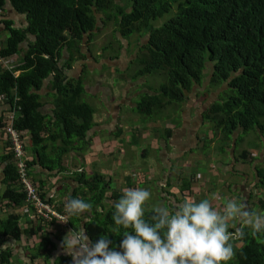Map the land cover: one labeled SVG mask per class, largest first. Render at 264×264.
Returning a JSON list of instances; mask_svg holds the SVG:
<instances>
[{
  "label": "trees",
  "instance_id": "1",
  "mask_svg": "<svg viewBox=\"0 0 264 264\" xmlns=\"http://www.w3.org/2000/svg\"><path fill=\"white\" fill-rule=\"evenodd\" d=\"M12 2L17 10L28 14L29 29L37 40L24 56L20 67L23 72L19 76L15 77L9 71L0 73V96L8 97L13 110L19 109L14 128L20 135L24 130L30 131L32 149L42 167L53 175L66 171L80 184L77 198L92 204L88 211L92 216L84 230L93 242L108 237L112 241L110 247L120 251L118 245L123 237L111 216L123 191L112 189L110 176L99 170L95 163L94 172L86 170L85 163L77 168L71 167V163L63 166V161L74 158V155L78 159L85 158L92 146L89 133L98 126L94 120L96 109L84 99L88 94V77L71 79L65 73L75 61L74 56L86 60L80 48L86 35H89L88 43L92 42L100 39L109 25H113L107 41L111 40L102 51L105 58L118 62L119 67L125 64L128 68L124 72L117 71L124 73L115 79L117 83L131 80L134 86L139 85L138 90L142 89L143 92L136 96L134 110L142 120L146 119L144 126L148 119L156 118L159 112L165 113L167 108L174 107L172 111L178 112L183 110L186 102H193L194 108H203L209 101L211 104L205 107L201 119L207 123L206 128H210V135L215 134L211 140L222 130L225 140H232L233 133L238 130L257 131L264 136V0ZM4 4L5 0H0V7ZM131 36L134 38L130 39ZM142 37H146V43L138 46ZM25 39V31L12 30L8 47L0 48L1 57L13 56L19 43ZM125 51L128 60L121 56ZM93 57L98 60V56ZM87 68L86 72L89 71ZM154 76L153 87L157 88H147L152 83H147L146 78ZM156 78L165 82L158 86ZM47 79L55 91L52 117L38 110L41 103L32 93ZM206 81L208 87L222 90L216 101L209 88L199 91L198 87ZM174 123L178 125V117ZM170 132L167 130L168 138ZM21 138L23 140L22 135ZM201 143L205 145L206 142L198 133L196 148ZM13 154L11 151L0 156L7 184L1 199L22 205L27 192L19 182L20 174ZM244 155L247 158L248 153ZM196 174L183 181L182 191H185L186 198L182 200L191 196L187 194L192 192V182L198 177ZM131 176L134 177L130 172V188L138 184ZM108 197L116 201L108 203ZM259 202L264 209V199ZM149 214L150 209H145L146 218ZM17 219L14 214L9 216L7 232L20 231ZM244 231L243 238L232 242L235 255L227 264H264V233L252 235L247 228ZM35 234L37 231L33 229L31 235ZM240 242L242 246L237 247ZM57 264L70 262L61 258Z\"/></svg>",
  "mask_w": 264,
  "mask_h": 264
},
{
  "label": "crops",
  "instance_id": "2",
  "mask_svg": "<svg viewBox=\"0 0 264 264\" xmlns=\"http://www.w3.org/2000/svg\"><path fill=\"white\" fill-rule=\"evenodd\" d=\"M12 30L25 31L26 39L19 43L18 50L12 54L13 56L3 58L0 55V73L9 71L17 77L23 72L20 67L23 65L24 56L35 45L37 37L29 29L28 14L17 10L12 0H5V4L0 7V48L8 47ZM88 36H85V41L80 45L86 60H79L74 56L75 61L70 63V68L65 69V73L68 78L78 79L85 76L88 67L86 83L88 94L84 99L88 98L92 104L89 103L96 109L94 120L98 126L89 133L88 139H92V146L85 158L78 159L77 155H74V158L63 161V166L71 163V167L77 168L85 163L86 170L91 172L96 164L99 170L110 176L111 188L119 192L130 188L128 176L131 172L134 175L131 176L132 180L138 181V184L131 188L153 190V205H174L183 201L182 198H186L185 191H182L183 181L197 172L198 177L192 182V192L187 194L192 197L187 196L188 199L197 202L209 199L212 206L218 210L222 209L226 200L236 199L246 203L249 210L264 214L259 202L261 198L264 199V136L257 131L238 130L233 133L232 140H225L222 130L216 133L214 140H211L215 134L210 135V128H206L207 123L201 119L205 107L211 104L209 101L204 103L203 108H194L193 102H186L183 110L178 112L172 111L174 107L167 108L163 115L156 117L160 123L152 125L147 121L144 126L141 115L134 110L137 107L136 96L143 92L142 89L138 90L139 85L134 86L130 83L131 80H126L127 83L122 86L120 82L116 84L117 71L124 72L126 69L122 67L127 66L122 64L119 69L118 65L112 67L110 59L104 56L102 51L104 47H98L95 40L88 43ZM93 55L98 56L96 64L99 67L93 65L95 66L93 68L87 64L95 62ZM64 56L67 57V53H64ZM49 83L50 79L45 80L43 86L33 89L32 93L41 103L38 110L47 117H52L55 91L51 89ZM119 88L121 91L118 95L116 92H119ZM115 89L116 92L113 91ZM221 92L219 89L218 93L212 94V97H215L214 101L219 98ZM125 104L129 106L125 107ZM12 112L13 105L10 104L8 97L0 96V156L13 152L12 140L6 131ZM175 117H178V125L174 123ZM167 130L171 131L169 138ZM198 133L202 141L209 145L201 143L199 148H196ZM21 135L24 140V159L29 178L37 186L42 200L50 204L60 217L56 214L50 219L37 216L36 204L28 197L22 205L2 200L1 196L7 184L4 165L1 164L0 264H57L61 258L73 264L72 257L62 247L63 241L72 243L78 234H86L84 226L92 213L67 216L64 204L69 198L79 197L80 184L66 171L53 175L42 167L37 153L32 149L33 139L30 131L24 130ZM203 145L209 153L217 155L215 157L218 159V162L214 161L218 167L213 165L212 160L208 162L207 173L198 170V166L195 165L205 158ZM245 153H248L247 158ZM13 158L20 174L15 153ZM210 169L214 171L211 172ZM218 176L225 177L222 185ZM236 178L238 180H235ZM114 201L116 200L107 198L108 203ZM152 206L147 201L144 207L151 209ZM13 214L18 217L20 231L11 234L7 232L6 223ZM61 219L67 221L62 222ZM33 229L37 234L31 235ZM229 230L234 231L231 227ZM236 246L241 247L242 242Z\"/></svg>",
  "mask_w": 264,
  "mask_h": 264
},
{
  "label": "clouds",
  "instance_id": "3",
  "mask_svg": "<svg viewBox=\"0 0 264 264\" xmlns=\"http://www.w3.org/2000/svg\"><path fill=\"white\" fill-rule=\"evenodd\" d=\"M150 197L147 189L127 188L114 204L111 220L123 237L120 251L110 247L108 237L93 242L81 234L72 243L64 240L62 247L73 264H227L235 255L232 242L244 237V229L252 235L264 233V214L249 210L243 201L228 199L218 210L209 199H187L153 205L146 218L144 206ZM91 209L92 204L80 198L64 204L68 217Z\"/></svg>",
  "mask_w": 264,
  "mask_h": 264
},
{
  "label": "rangeland",
  "instance_id": "4",
  "mask_svg": "<svg viewBox=\"0 0 264 264\" xmlns=\"http://www.w3.org/2000/svg\"><path fill=\"white\" fill-rule=\"evenodd\" d=\"M99 16H100V14H99ZM158 23V22H157ZM112 29H113V25H109V27H108V29L106 30V31H104L103 33H102V36H101V38L100 39H96L95 41H96V43H97V46L98 47H104V46H106L107 44H108V42L111 40V39H109L108 41H107V39L108 38H110V34H111V31H112ZM99 38V37H98ZM132 38H134L133 36H131L130 37V39H132ZM145 43H146V37H142V38H139V42H138V46H143V45H145ZM134 51H136V50H134ZM134 51H133V53H134ZM108 53H111V51L109 52L108 51ZM128 52H124L121 56H123V59L124 60H128V59H130L129 57H125L126 56V54H127ZM99 60V59H98ZM97 59H96V61H98ZM96 61L94 62V63H87L88 62V60L86 61V63L87 64H89V66L91 67V66H93V65H95V66H97V67H99L97 64H96ZM109 63H111L112 64V67H116L117 65H119V63L118 62H115V61H109ZM95 66H93V68L95 67ZM119 68H121V67H118V69ZM122 68H125L126 70L128 69V68H126V67H122ZM109 69V68H108ZM115 69V68H114ZM87 73H89V71L87 72ZM119 74V76H117L116 75V77H118V78H121V76H123L124 75V73H118ZM86 76H87V74H85ZM210 77V76H209ZM114 79V78H113ZM112 79V80H113ZM116 79V78H115ZM155 80V76L154 77H148V79L146 78V82L147 83H149V82H151L152 84H149V85H147V88H152V89H155V88H157V87H153V84H154V81ZM156 80H157V85L159 86L160 84H162V83H164L165 82V80H162L161 78H160V80H158V78H156ZM111 81V80H110ZM118 81H119V79H118ZM120 82V86H122V85H124L125 83H127L126 81L125 82H121V81H119ZM118 82V83H119ZM129 82V81H128ZM115 83H117V81H115ZM127 85V84H126ZM130 84H128V86H129ZM208 85H209V83L206 81L205 83H204V85L203 86H201V87H198V89H199V91L200 92H203V91H205L207 88H209L211 91V93L213 94V93H218V88H216V89H213V88H211V87H208ZM135 86H138V84H136ZM152 86V87H151ZM125 87V86H124ZM113 91H117V89H115V90H113ZM120 91H121V88H119V92H116V93H118V95H119V93H120ZM100 96V95H99ZM225 95H223L222 97H224ZM101 97V96H100ZM93 98H95V97H93ZM194 98H196V93H194ZM213 99L215 98V97H212ZM101 99H102V97H101ZM86 100L88 101V102H90L91 104H92V102L88 99V98H86ZM198 100V99H197ZM98 101V100H97ZM102 101H103V99H102ZM130 104V103H129ZM129 104H125V107H128L129 106ZM178 108H179V105H176ZM158 114H161V115H163L161 112H159ZM143 120H146L145 118L143 119ZM140 121H142L141 119H140ZM148 121H150L151 123H152V125H153V123H160V122H158L157 121V118H153V119H148ZM128 129V128H127ZM251 144V142L249 143V145ZM204 152V155H205V158H203L202 160H200V162H198L197 164H195L196 166H198V170H200V171H202V172H205V173H207V170L209 169V168H207V164H208V162L209 161H213V165L215 166V167H218L217 166V162H218V159L215 157V156H217V155H212L211 153H209L207 150H204L203 151ZM193 160V159H192ZM214 161H217V162H214ZM118 162H119V160H118ZM123 162V161H122ZM124 163V162H123ZM91 169V168H90ZM172 169H174V168H172ZM155 170H157V167L155 168ZM210 171L211 172H213L214 170L213 169H210ZM218 171H219V168H218ZM218 179L220 180L219 182H220V185H222V181H224L225 182V177L223 176V177H219L218 176ZM235 180H238L237 178L235 179ZM227 187V186H226ZM150 192H151V195H152V197L149 199V204L152 206L154 203H153V190H150Z\"/></svg>",
  "mask_w": 264,
  "mask_h": 264
},
{
  "label": "built area",
  "instance_id": "5",
  "mask_svg": "<svg viewBox=\"0 0 264 264\" xmlns=\"http://www.w3.org/2000/svg\"><path fill=\"white\" fill-rule=\"evenodd\" d=\"M19 109H14L13 112L9 116V122L7 125V134L10 135L12 140V150L18 159V168L20 171V183L24 186L25 191L27 192V197L29 200L33 201L37 207V216L51 218L52 215L56 214L52 208V206L46 202H44L39 194V190L37 186L33 183V181L29 178L27 173V163L24 159V146L21 135L14 128V121L17 118ZM60 217L59 214H56Z\"/></svg>",
  "mask_w": 264,
  "mask_h": 264
}]
</instances>
